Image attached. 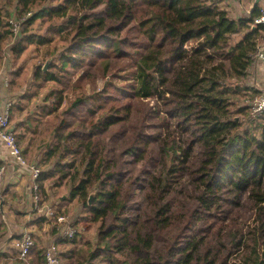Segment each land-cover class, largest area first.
I'll list each match as a JSON object with an SVG mask.
<instances>
[{
    "label": "trees",
    "instance_id": "16d2710c",
    "mask_svg": "<svg viewBox=\"0 0 264 264\" xmlns=\"http://www.w3.org/2000/svg\"><path fill=\"white\" fill-rule=\"evenodd\" d=\"M221 2L0 0V73L28 46L52 57L50 39L26 34L37 21H61L72 43L61 69L38 66L34 82L64 86L81 72L79 85L99 76L123 83L76 98L63 116L82 109L88 117L61 119L37 164L49 167L39 169V203L53 180L69 189L81 221L97 226L95 244L78 233L58 242L70 247L63 264H264V114L251 118L239 102L252 90L237 84L256 62L264 25L253 24L257 5L233 20ZM13 18L22 21L16 39ZM8 76L11 94L20 76ZM50 95L47 116L64 90ZM46 222L41 215L34 224ZM1 223L0 214V231ZM13 257L45 264L37 244L26 259Z\"/></svg>",
    "mask_w": 264,
    "mask_h": 264
},
{
    "label": "rangeland",
    "instance_id": "374dc122",
    "mask_svg": "<svg viewBox=\"0 0 264 264\" xmlns=\"http://www.w3.org/2000/svg\"><path fill=\"white\" fill-rule=\"evenodd\" d=\"M221 7L228 13L229 17L233 20H238L242 18H246L249 16L252 7H255L253 0H222ZM261 11V10H260ZM62 24L61 21H56L53 24L42 23L37 21L32 30L26 34V37L29 35L46 37L51 40V44L48 45V51L52 53V57H45V48L36 46H28L20 59L12 64L10 73L19 72L18 82L15 88L12 90L11 95L15 97V103L13 105V111L11 115V126L15 130V135L18 137V142L20 141V146H25L28 149V154L39 155L45 154V152L54 145L55 143V129L59 126L61 119H69L74 118L77 114L78 118H87L88 116L83 113L79 109L75 115L71 117H64L63 112L70 108L73 101L76 98L80 97L83 94H86L87 97H91L94 93L99 92L105 85L106 82H110L114 87L123 85V83L117 78L107 77L104 79H100L98 73H95L99 76L94 82L88 80L90 82L82 81L81 84H77L78 75L81 72H78L76 76L72 78L69 82L66 81V84L63 86H59L55 83L49 82L44 84H39L34 82L33 75L38 66H44L48 63L47 71L57 72V70L61 69V62L59 60L60 56L65 53L68 47L71 46V37L68 36L69 28L66 30H60ZM264 35V33L262 34ZM241 36H237L235 41L240 39ZM262 45L264 48V40L260 41L259 46ZM55 66L54 68H50L51 64ZM258 61L256 60L255 64L249 69L247 78L243 81L237 83L240 87L258 91V96L261 93L255 83L258 82L256 78V70ZM14 66V67H13ZM70 72L71 70L67 68ZM67 70V71H68ZM61 71V70H60ZM91 71V70H90ZM93 71V70H92ZM22 72V73H21ZM9 73V75H10ZM113 75H117V66L113 70ZM10 80V77L7 78V82ZM65 81V80H64ZM69 81V80H68ZM76 85V87H75ZM257 88H253V87ZM64 90V99L63 104L58 110L54 111L52 114L47 116V113H42L43 109L47 111L55 104L54 97L50 94L59 92ZM113 91V89H111ZM252 91L247 93V98H241L240 104L247 103L248 105L254 101V96L252 95ZM51 96V97H50ZM24 97V99H22ZM50 97V98H49ZM93 102L89 100L86 105L91 106ZM15 108H20L21 111H15ZM39 119V120H38ZM36 121H39L36 124ZM23 123V124H21ZM24 125V126H23ZM23 144V145H22ZM28 157V156H27ZM28 159V158H27ZM26 160V157H25ZM29 161V160H26ZM41 160H37L40 162ZM30 162V161H29ZM42 171H47L49 167L45 166L44 163L39 167ZM53 180H46L43 183L45 188L46 197L41 194L42 202L40 205V211L36 212L31 217L36 221L43 212L46 207H50L56 209L57 213L64 215L71 223L80 224L78 227L81 230V234L78 235V241H80L83 245L85 243H96V225H92L89 222L81 221L83 217V210L80 209V206L75 202L70 200L69 189L64 185L60 188H55L52 186ZM33 234V239L37 247L42 249L45 252L46 247L53 242L54 240L57 243L59 253H66V251L70 248L67 245H61L58 242L59 235L54 238V235H51L52 231H57L55 228L54 222H50L49 225L42 223L38 226L35 225L34 228H30ZM31 235V234H30ZM81 245V244H80ZM80 246H77V248ZM76 248V249H77ZM79 249V248H78ZM14 262V261H13ZM11 262V263H13Z\"/></svg>",
    "mask_w": 264,
    "mask_h": 264
},
{
    "label": "crops",
    "instance_id": "0c3cea01",
    "mask_svg": "<svg viewBox=\"0 0 264 264\" xmlns=\"http://www.w3.org/2000/svg\"><path fill=\"white\" fill-rule=\"evenodd\" d=\"M253 2L259 8H264V0H253ZM258 63L257 70L255 71L258 82L255 83V86L259 88L258 90L261 92V95H264V62ZM4 67L6 68L5 74L0 73V99L2 100L11 95L8 91V86L4 83V78L7 79L9 77L12 65L8 63ZM20 148L23 151L24 158L26 157V160L30 161H27V163L37 164V160H41L42 153H39L38 156L28 154V149L25 146H20ZM0 167H7L3 185L4 191L0 195L1 225H3L0 231V264H12L11 262L16 259L13 257L12 241L26 233L33 236V231L30 228L35 227V220L31 216L36 212L33 210V199L31 196L32 180L29 171L18 166L9 155L8 149L1 143ZM49 223L50 221L47 220L45 224L49 225ZM56 236L57 231L54 238Z\"/></svg>",
    "mask_w": 264,
    "mask_h": 264
},
{
    "label": "built area",
    "instance_id": "2783aa9c",
    "mask_svg": "<svg viewBox=\"0 0 264 264\" xmlns=\"http://www.w3.org/2000/svg\"><path fill=\"white\" fill-rule=\"evenodd\" d=\"M9 23L11 25V31L16 39L21 30L22 21H17L15 20V18H13ZM253 24L255 26L264 25V8L261 9V15L253 21ZM254 58L258 62H264V48L262 45L258 47V51L254 55ZM4 83L8 86L6 78H4ZM14 103L15 97L12 95L5 97L3 100L0 99V143L8 149L9 155L13 158L14 162L18 166L29 171L32 180L31 196L33 199V210L35 212H41L37 184V180L41 171L37 167V164L27 163L23 156L22 149L17 144L15 130L11 126L10 120V112L13 108ZM249 106L251 118H260L264 114V95L256 97L254 101L249 104ZM6 171L7 167H0V195L4 191L3 185ZM43 216L48 221L54 222L55 228L57 230V235H59V239H71L75 236L76 233L81 234V230H75L74 224L71 223L64 215L57 213L56 209L46 207L45 211L43 212ZM34 246L35 241L33 237L30 234L26 233L19 238L14 239L12 241L11 247L16 253L17 258L19 260H24L28 257L30 251ZM44 259L45 264H63L55 240L46 247L44 252Z\"/></svg>",
    "mask_w": 264,
    "mask_h": 264
},
{
    "label": "water",
    "instance_id": "95a60500",
    "mask_svg": "<svg viewBox=\"0 0 264 264\" xmlns=\"http://www.w3.org/2000/svg\"><path fill=\"white\" fill-rule=\"evenodd\" d=\"M48 63H49V62H48ZM48 63H47V64L44 66V68H43V71H44V72H45L46 69H47ZM92 199H93V195L90 196V199H89V205L91 204Z\"/></svg>",
    "mask_w": 264,
    "mask_h": 264
}]
</instances>
